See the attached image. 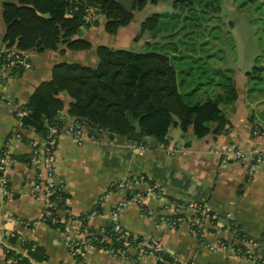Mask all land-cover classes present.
I'll use <instances>...</instances> for the list:
<instances>
[{"label":"crops","instance_id":"obj_1","mask_svg":"<svg viewBox=\"0 0 264 264\" xmlns=\"http://www.w3.org/2000/svg\"><path fill=\"white\" fill-rule=\"evenodd\" d=\"M5 2L0 0V43L7 29L3 18ZM147 15L148 10L139 15L137 24L111 36L105 31V18L99 14L98 24L83 27L77 36L91 42L93 49L29 52L31 67L10 73L0 90V149L16 130L31 141L13 146L12 155L18 159L2 176L7 187L5 192L0 184V242L11 246L10 239L17 236L25 243H36L46 255L43 262H34L36 264L79 263L71 256L67 237L58 230L61 228L55 226L51 218L43 219L47 214L46 205L35 196L34 187L37 181H45L46 172L40 163L28 162L26 156L32 154L33 146L42 148L44 140L34 129L22 127L16 112L28 103L42 82L51 79L55 65L62 62L95 64L96 48L100 45L126 48L121 39L123 31L135 27L136 34ZM245 22L233 31L237 59H231L230 65L222 69L229 70L238 94L235 103L226 109L230 126L225 133H211L199 139L193 135L185 137L179 126H173L169 130V145L146 138L143 146H137L121 136L104 132L92 137L85 131L79 143L65 132L77 119L68 114L71 98L61 96L64 109L58 119L63 132L54 168L59 185L69 195L68 210L59 209L57 213L64 227L62 231L76 237V233L89 225L92 228L110 226V213L122 196L109 191L125 178L145 175L171 200L205 204L218 215L216 228L210 229L205 239L200 240L186 222L175 227L163 225L159 218L160 204L148 200L155 212L153 217H143L137 206L121 211L120 221L127 231L144 239L159 240L178 260L192 264H264V162L253 178H249L247 167L232 158L235 152L264 155V71L261 79L251 76L255 68H264V42L260 35L264 21L259 24L248 19ZM171 150L174 155L170 154ZM100 200L102 211L85 220L83 216L97 211L96 204ZM67 211L71 215L68 216ZM181 214L185 218L193 216L192 211L184 210ZM241 234L257 244L254 247L257 261L234 251ZM219 242L226 247L211 249L207 246H216ZM245 247L249 248L250 244ZM15 249L28 256L23 248ZM4 260L5 253L0 249V264H4ZM83 262L154 264L151 258L137 263L100 249L88 250Z\"/></svg>","mask_w":264,"mask_h":264},{"label":"trees","instance_id":"obj_2","mask_svg":"<svg viewBox=\"0 0 264 264\" xmlns=\"http://www.w3.org/2000/svg\"><path fill=\"white\" fill-rule=\"evenodd\" d=\"M121 1L6 0L3 18L7 29L2 42L8 47H14L20 55H27L32 51L65 52L66 49L74 52L90 51L93 49L91 42L77 37L83 27L98 24L97 20L86 23L89 8L97 9L96 13L105 18V31L116 36L122 28L135 23L150 5H159L165 0H132L131 10L124 7ZM172 9V13L147 15L140 23L133 41L149 45L151 40L156 42L161 34H164L162 39L177 38L188 28L192 30L198 27L195 20L219 17L222 13V0H173ZM178 11H188L190 15L181 18ZM182 19L190 22V25L181 21ZM179 26L178 32H170ZM192 33L191 31L189 34ZM187 35L186 31L183 36ZM181 42L185 43L179 39L177 42H168L165 46L169 44L173 51H177V44ZM234 52L235 48L232 59ZM96 57L97 62L92 65L78 62L55 65L51 79L42 82L21 109L28 112L19 119L22 127L34 129L43 140L48 135L49 127L57 126L61 129L58 119L64 109L61 96L66 95L71 98L68 114L85 121L86 131L92 137L107 132L112 136L124 137L137 146H143L146 138L167 146L170 143L169 130L173 126H179L183 136L193 135L199 139L211 133L228 131L230 122L226 109L238 98L229 70L214 71V75L221 76L222 80L212 84L218 85L221 92L204 103L194 104L193 92L185 94L179 91L181 84L178 77L181 72L176 67V61L187 56L170 55L166 51L143 53L100 45L96 48ZM263 69L255 68L251 76L261 79ZM16 116L18 118V112ZM21 141L31 143L24 136ZM4 147L5 145L0 153ZM31 156L32 154L26 156L30 163ZM12 157L14 160L18 159ZM141 176L148 178L139 175ZM57 188L59 196L67 202L69 195L64 188L61 185ZM67 206L65 208L68 210ZM83 218L86 220V216ZM55 226L64 230L60 223ZM90 230L94 232L93 229ZM104 234L107 238L97 235L100 242H95L96 247L118 251L121 245L108 240V237L114 239L112 227L105 228ZM10 243L26 250L28 256L17 249L7 248L4 264H36L46 259L44 250L34 242L25 243L13 236ZM76 261L84 264L80 256L76 257Z\"/></svg>","mask_w":264,"mask_h":264},{"label":"built area","instance_id":"obj_3","mask_svg":"<svg viewBox=\"0 0 264 264\" xmlns=\"http://www.w3.org/2000/svg\"><path fill=\"white\" fill-rule=\"evenodd\" d=\"M96 8H89L85 17L86 23H91L97 20L98 14ZM31 67L29 57L24 54L20 55L14 47H8L4 43H0V90L5 86L7 79L14 70H28ZM27 111L19 110L18 118H22L27 115ZM21 124V122H20ZM87 129L86 122L77 120V122L69 127L65 132L71 135L75 141L81 143L83 132ZM63 129L57 126H51L48 130V135L44 140L42 148L33 146L31 162L34 164L40 163L42 168L46 172L45 181H37L34 187L35 196L41 200H44L46 205L47 214L43 219L51 218L52 222L58 224L61 219L57 216L59 209L63 210L67 206V202L59 196V190L57 188L56 180L57 175L55 173L56 151L59 143V137ZM22 133L18 130L12 133L9 140H7L4 150L0 153V174L2 176L11 168L15 160L12 155V148L16 143L21 142ZM32 145V144H31ZM171 155H174V151L171 150ZM234 160H237L247 167L249 178H253L260 166L263 165L264 155L260 152L241 153L235 152L232 156ZM225 162V160H223ZM0 176V184L6 192L7 181ZM116 192L121 194L118 202L115 204L113 210L110 213L111 225L114 239L108 237L110 242H116L121 245L118 251L103 250L110 253L114 257L129 258L135 262H141L144 260L152 259L154 264H192L178 260L173 254L169 253L163 244L156 239H144L140 236L133 235L127 231L121 221V211L130 207L137 206L143 217H153L155 212L149 205L148 200H156L160 204L159 218L160 223L166 226L175 227L177 224L186 222L193 233H195L200 240H204L206 234H209V230L216 228L215 222L218 219V215L215 214L205 204L186 203L171 200L161 188H159L150 179L144 176H133L132 178H125L119 181L114 189H111L109 193ZM98 209L102 211L101 200L96 204V210L92 214L86 215V219H90L98 214ZM184 210L192 211L193 216L185 218L181 212ZM52 211L54 215H52ZM66 214L69 216L70 211ZM105 227V228H108ZM105 228H92L90 225L76 233V237L67 235L62 229H58L63 232L67 237V246L69 247L71 256L76 260V257L83 258L88 250L98 249L95 242H100L97 238L98 234L107 238L104 234ZM90 229H93L91 231ZM213 233V232H212ZM250 244L249 248L245 245ZM257 244L250 241L246 236L240 235L237 241V246H234V251L240 256L253 259L257 261L254 247ZM211 249L217 247H226L223 242H219L218 245H207ZM15 249L14 246H7L0 242V249L6 254V249ZM80 264V263H79Z\"/></svg>","mask_w":264,"mask_h":264},{"label":"rangeland","instance_id":"obj_4","mask_svg":"<svg viewBox=\"0 0 264 264\" xmlns=\"http://www.w3.org/2000/svg\"><path fill=\"white\" fill-rule=\"evenodd\" d=\"M162 2L159 5H150L148 7V14L172 13L173 0ZM149 10L151 11L149 12ZM178 13L181 18L190 15L188 11H178ZM248 19L256 21L259 24L260 21H264V0H259L258 2H251L249 0H222V13L220 16L195 20V23H198L199 26L192 30L188 28L186 30L187 36H183L186 31L181 32V35L177 38L168 37L162 39L164 34H161L156 42L151 40L149 45L143 42L137 44V42L132 41L135 38L133 31L135 27H132V29L129 28L123 31L121 39L126 49L131 51L143 53L166 51L170 55L187 56L182 60L176 61V67L181 72L178 77V82L181 84L179 91L185 94L193 92L192 103L194 104L198 102L204 103L222 91H219L221 88L218 85L212 84L213 82L222 80L221 76L214 75V71L222 70L223 67L226 68L230 65L235 48L233 31L244 26L246 24L245 21ZM181 21H184V19ZM184 22L190 25V22L187 20ZM260 27H262L260 35L264 42V23ZM179 29L180 26L170 32H178ZM191 31L193 33L189 34ZM179 39H182L185 43H178L179 49L177 51H173L172 46H169V44L165 46L168 42H177ZM234 58L237 59L235 52ZM175 120L178 121L177 118Z\"/></svg>","mask_w":264,"mask_h":264},{"label":"water","instance_id":"obj_5","mask_svg":"<svg viewBox=\"0 0 264 264\" xmlns=\"http://www.w3.org/2000/svg\"><path fill=\"white\" fill-rule=\"evenodd\" d=\"M124 7H126L128 10H131V7L133 6V1L132 0H122L120 2ZM56 184H60V179L56 180Z\"/></svg>","mask_w":264,"mask_h":264}]
</instances>
